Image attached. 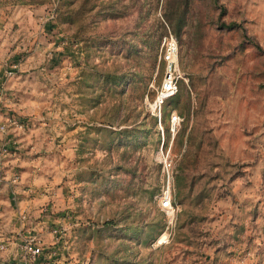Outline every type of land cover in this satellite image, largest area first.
I'll return each instance as SVG.
<instances>
[{
    "label": "rangeland",
    "instance_id": "1",
    "mask_svg": "<svg viewBox=\"0 0 264 264\" xmlns=\"http://www.w3.org/2000/svg\"><path fill=\"white\" fill-rule=\"evenodd\" d=\"M170 3L0 0V71L50 77L16 118L37 142L20 243L54 250L42 264H264V0H187L177 31ZM166 32L181 78L158 109Z\"/></svg>",
    "mask_w": 264,
    "mask_h": 264
},
{
    "label": "crops",
    "instance_id": "2",
    "mask_svg": "<svg viewBox=\"0 0 264 264\" xmlns=\"http://www.w3.org/2000/svg\"><path fill=\"white\" fill-rule=\"evenodd\" d=\"M1 28L0 35L3 34ZM11 61L15 66L18 63L17 59ZM18 64L16 70H21L22 63ZM1 67L0 65V69ZM31 69L32 67L28 66L25 72H15V75L5 78L0 71V83L3 80L5 90V97L0 105V122L5 120L6 115L9 114L27 123H32L37 115L39 117L40 110L46 106V102L42 100L45 95L42 88L44 81H49L47 78L50 77ZM31 130L10 126L4 133L0 132V240L6 242V248L0 250V264H13L19 260L21 252L18 247L21 241L19 231L23 224H30L31 218L27 214L32 211L33 203L37 202L29 193V186L32 185L36 175V169L30 168L33 163V156H30V153L37 150V142L30 138ZM35 157L42 158L39 155ZM21 166H25V168H21ZM13 175H16V178H12ZM24 176H27L26 186L23 185L21 188L19 182L24 180ZM57 190L55 191L57 192ZM42 198L40 197V199ZM23 210L27 216L20 219L18 212ZM41 221L42 219H37L35 224L37 225ZM10 227H13L11 228L12 233L5 231ZM42 254L35 264H42L50 259L48 257L51 254L44 250Z\"/></svg>",
    "mask_w": 264,
    "mask_h": 264
},
{
    "label": "built area",
    "instance_id": "3",
    "mask_svg": "<svg viewBox=\"0 0 264 264\" xmlns=\"http://www.w3.org/2000/svg\"><path fill=\"white\" fill-rule=\"evenodd\" d=\"M177 53L178 44L175 37L170 33L166 32L161 35L158 45V59L162 62V73L161 81L156 89L154 104L158 107L160 104L168 97L174 95L177 91L178 81L181 78V73L177 65ZM15 65L9 66L4 70L3 77H10L13 75V68ZM5 97L4 83H0V105ZM179 122L180 117L177 114H172L170 121ZM22 127V122H20L16 117L10 115L6 116L4 121L0 122V132L4 133L6 131V126ZM161 167L163 171V182L162 188L159 193V205L164 209H170L172 211L173 205L171 200V185H172V163L167 153L162 155ZM12 178H16L13 175ZM19 218H25V213L19 212ZM53 233L57 232L55 228L51 230ZM60 238V235L56 236V240ZM20 249L19 260L13 264H35L36 260L43 254V247L40 241L35 235L31 238L23 241V243L18 244ZM6 248L5 240H0V250ZM54 250L50 252L53 254ZM29 261H32L31 263ZM39 264V263H37Z\"/></svg>",
    "mask_w": 264,
    "mask_h": 264
},
{
    "label": "trees",
    "instance_id": "4",
    "mask_svg": "<svg viewBox=\"0 0 264 264\" xmlns=\"http://www.w3.org/2000/svg\"><path fill=\"white\" fill-rule=\"evenodd\" d=\"M171 8L168 11H164V17L166 21L171 24L175 31H177L180 26L184 23V13L187 9V0H172ZM169 0H166V4ZM177 5H182L181 10L177 13ZM154 62V55L152 56L151 63ZM171 97V96H170ZM169 98V97H168ZM167 99V98H166ZM178 115V114H177ZM179 116V115H178Z\"/></svg>",
    "mask_w": 264,
    "mask_h": 264
},
{
    "label": "bare ground",
    "instance_id": "5",
    "mask_svg": "<svg viewBox=\"0 0 264 264\" xmlns=\"http://www.w3.org/2000/svg\"><path fill=\"white\" fill-rule=\"evenodd\" d=\"M173 122H175L174 120L173 121H171V123H173Z\"/></svg>",
    "mask_w": 264,
    "mask_h": 264
}]
</instances>
